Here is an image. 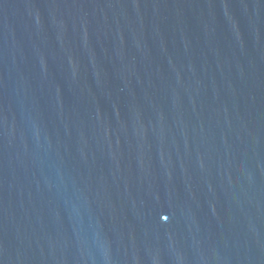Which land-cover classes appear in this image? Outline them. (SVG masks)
<instances>
[{
	"label": "water",
	"instance_id": "water-1",
	"mask_svg": "<svg viewBox=\"0 0 264 264\" xmlns=\"http://www.w3.org/2000/svg\"><path fill=\"white\" fill-rule=\"evenodd\" d=\"M0 264H264V0H0Z\"/></svg>",
	"mask_w": 264,
	"mask_h": 264
}]
</instances>
